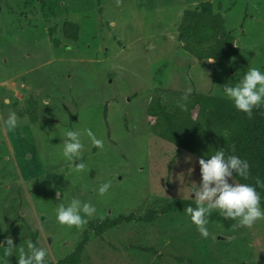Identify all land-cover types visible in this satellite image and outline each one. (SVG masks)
I'll return each instance as SVG.
<instances>
[{"label":"rangeland","instance_id":"374dc122","mask_svg":"<svg viewBox=\"0 0 264 264\" xmlns=\"http://www.w3.org/2000/svg\"><path fill=\"white\" fill-rule=\"evenodd\" d=\"M203 1L235 37L231 59H197L179 41L183 12ZM66 21L79 24L78 40L65 37ZM251 67L264 71V0H0V240L20 247L35 237L57 261L91 220L195 201L199 157L152 132L149 104L158 88L225 97L223 85ZM10 111L15 129L4 125ZM65 129L81 132L84 156L73 164L83 161L82 170L62 155ZM73 195L96 208L79 228L55 218ZM185 209L103 237L90 231L77 264H264V219L251 227L208 220L203 237Z\"/></svg>","mask_w":264,"mask_h":264},{"label":"trees","instance_id":"16d2710c","mask_svg":"<svg viewBox=\"0 0 264 264\" xmlns=\"http://www.w3.org/2000/svg\"><path fill=\"white\" fill-rule=\"evenodd\" d=\"M63 33L67 39L76 41L79 39L80 26L77 22L66 21ZM178 38L182 47L200 60L213 58L216 62L231 59L239 51L234 35L226 28L223 14L215 10L211 1H203L183 12ZM156 91L159 94L148 107L149 116L155 120L151 126L152 132L162 138L178 140L179 147L198 157L207 159L206 153L223 149L226 154L247 160L248 178L234 174V179L239 183L254 185L264 208V104L254 107L249 116L238 110L228 98L214 94L167 88H158ZM257 178L262 182L261 185L256 184ZM189 205L195 207V201L179 199L160 210L151 208L144 215L130 213L91 220L83 239L72 253L57 261L46 259V264H77L90 231L103 237L105 232L123 223L152 221L159 213L178 211ZM216 219L226 227H231L235 222V219L225 218L218 212L208 216V220ZM33 243L39 246L35 237ZM11 256L13 264H17L16 257Z\"/></svg>","mask_w":264,"mask_h":264},{"label":"clouds","instance_id":"9594fccd","mask_svg":"<svg viewBox=\"0 0 264 264\" xmlns=\"http://www.w3.org/2000/svg\"><path fill=\"white\" fill-rule=\"evenodd\" d=\"M223 95L232 101L234 106L251 116L252 109L264 104V71L258 67L248 68L234 84L225 83L222 87ZM183 107V105H182ZM18 118L14 111L7 112L4 125L8 129H15ZM93 145L100 146L90 129H85ZM84 143L81 132L77 129H65L62 155L74 170H82L85 165L80 160L84 156ZM198 158L200 181L191 189L194 194L195 207L189 205L184 211L203 237L209 235L207 228L208 216L212 210H218L225 218L235 219L239 225L251 227L260 219H264V208L261 207L260 193L249 183H239L234 180L235 175L244 179L249 176L247 160L233 154H226L223 149L214 150ZM186 157V161L190 160ZM192 171L191 167L188 169ZM235 174V175H234ZM231 178V182H230ZM257 178L256 184L261 185ZM111 182L102 183L97 191L102 195L108 191ZM96 211L95 205L82 201L78 195H73L66 203L59 204L55 209L56 221L66 226H83ZM15 254L17 264H46L47 249L28 241L26 246L17 247L10 237L0 240V264Z\"/></svg>","mask_w":264,"mask_h":264},{"label":"water","instance_id":"95a60500","mask_svg":"<svg viewBox=\"0 0 264 264\" xmlns=\"http://www.w3.org/2000/svg\"><path fill=\"white\" fill-rule=\"evenodd\" d=\"M213 60V58H211Z\"/></svg>","mask_w":264,"mask_h":264}]
</instances>
